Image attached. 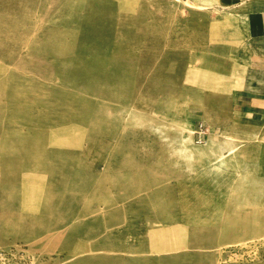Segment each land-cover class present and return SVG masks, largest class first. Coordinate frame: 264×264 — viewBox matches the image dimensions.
I'll use <instances>...</instances> for the list:
<instances>
[{
    "label": "rangeland",
    "instance_id": "374dc122",
    "mask_svg": "<svg viewBox=\"0 0 264 264\" xmlns=\"http://www.w3.org/2000/svg\"><path fill=\"white\" fill-rule=\"evenodd\" d=\"M211 2L0 0V264H264V74Z\"/></svg>",
    "mask_w": 264,
    "mask_h": 264
},
{
    "label": "crops",
    "instance_id": "0c3cea01",
    "mask_svg": "<svg viewBox=\"0 0 264 264\" xmlns=\"http://www.w3.org/2000/svg\"><path fill=\"white\" fill-rule=\"evenodd\" d=\"M207 7L239 13L235 19H239L245 41L248 42L245 51H242L239 57L243 62L250 63L243 65L240 63L239 66L246 70L253 66L256 73L264 74V0H212ZM257 79L260 80V77ZM261 79L264 81V75ZM259 88L263 90L248 91L241 95V104L247 114L257 117V120H264V84L257 87Z\"/></svg>",
    "mask_w": 264,
    "mask_h": 264
},
{
    "label": "bare ground",
    "instance_id": "6f19581e",
    "mask_svg": "<svg viewBox=\"0 0 264 264\" xmlns=\"http://www.w3.org/2000/svg\"><path fill=\"white\" fill-rule=\"evenodd\" d=\"M194 134H195V131H194ZM195 137V136H194ZM207 141H205L204 144H197L196 141H195V144L197 146H205L208 141H209V137L208 139H206ZM236 158V153L235 151L231 152L230 154H228L227 156L223 157L222 160H220V162L216 165V167L214 168L215 172H218L219 170L221 169H227V168H231V162Z\"/></svg>",
    "mask_w": 264,
    "mask_h": 264
},
{
    "label": "built area",
    "instance_id": "2783aa9c",
    "mask_svg": "<svg viewBox=\"0 0 264 264\" xmlns=\"http://www.w3.org/2000/svg\"><path fill=\"white\" fill-rule=\"evenodd\" d=\"M195 141L197 144H204L207 139V131L204 124H199L195 130Z\"/></svg>",
    "mask_w": 264,
    "mask_h": 264
}]
</instances>
